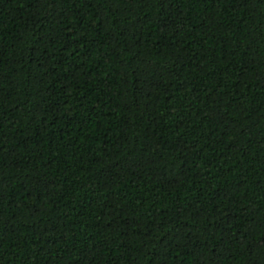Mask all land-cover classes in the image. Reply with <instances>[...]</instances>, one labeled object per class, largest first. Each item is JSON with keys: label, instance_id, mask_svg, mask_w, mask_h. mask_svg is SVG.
I'll return each mask as SVG.
<instances>
[{"label": "trees", "instance_id": "1", "mask_svg": "<svg viewBox=\"0 0 264 264\" xmlns=\"http://www.w3.org/2000/svg\"><path fill=\"white\" fill-rule=\"evenodd\" d=\"M0 264H264V0H0Z\"/></svg>", "mask_w": 264, "mask_h": 264}]
</instances>
